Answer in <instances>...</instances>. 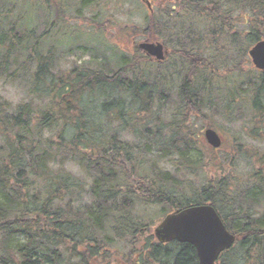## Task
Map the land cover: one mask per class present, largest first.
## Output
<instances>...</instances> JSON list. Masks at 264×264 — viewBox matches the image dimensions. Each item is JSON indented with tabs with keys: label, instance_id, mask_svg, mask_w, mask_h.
<instances>
[{
	"label": "trees",
	"instance_id": "16d2710c",
	"mask_svg": "<svg viewBox=\"0 0 264 264\" xmlns=\"http://www.w3.org/2000/svg\"><path fill=\"white\" fill-rule=\"evenodd\" d=\"M151 3L141 26L114 20L119 37L127 36L125 48L113 44L62 70L69 52L52 40L54 24L65 23L56 0H35L55 8L41 34L22 31L24 2L0 0V83L23 90L17 103L0 95V264H198L192 246L158 242L135 213L160 207L163 217L197 205L212 206L236 237L218 264H264V150L232 140L217 161L219 149L200 144L190 129V119H203L205 110L233 120L228 112L236 104L237 119L245 120L249 99V137L264 142V72L248 56L264 40V0ZM130 5L140 7L136 0ZM241 19L248 27L239 32ZM83 21L108 33L106 18ZM135 37L162 43L166 59L126 48ZM162 104L172 120L139 118L151 119ZM162 125L168 142L160 138ZM206 128L216 129L208 121ZM126 131L136 142L120 139ZM191 171L199 186L186 181Z\"/></svg>",
	"mask_w": 264,
	"mask_h": 264
},
{
	"label": "rangeland",
	"instance_id": "374dc122",
	"mask_svg": "<svg viewBox=\"0 0 264 264\" xmlns=\"http://www.w3.org/2000/svg\"><path fill=\"white\" fill-rule=\"evenodd\" d=\"M10 3L15 4L20 7L21 1L24 2V12L26 13L25 17V24L21 27L22 31L25 33L24 30H31L32 28H35L37 34H41L45 31L46 27L49 26L50 22L49 19L54 20L55 16V8L53 7L52 11L49 10L48 7H45L41 4L35 5V0H8ZM43 2V0H41ZM89 0H82V2L87 3ZM131 3V0H128ZM150 7L152 6L151 1ZM136 2L139 4L140 7H138L137 11H135L134 6H131L130 3L124 1V0H92L88 6H81L80 0H56V4L60 5L62 14L65 15V23L58 22L54 24V28L51 31V34L53 36V39L58 44V51L60 53L62 52H69L67 55L64 54V57H61V60L59 62V67L64 70L70 68L73 64H80L83 63L90 58L96 57L99 54H102L105 49L112 48L113 44H117L119 47L122 46L125 48V45L123 42H125V38L121 39L119 37V32L116 28V25H114V20H120V21H129L132 22V24L141 26L142 20L144 19L146 13L148 11L151 12V10H147L146 6L142 2V0H136ZM84 5V4H83ZM143 5V6H142ZM152 9V7H151ZM23 12V13H24ZM45 14L47 15V18L45 17ZM53 18V19H52ZM104 18H106L107 22L109 23L107 29L109 35L113 36V40L108 33L101 32L100 28L97 27V24L93 23H85L84 19H89L95 23L101 22ZM248 27V24L246 26L245 19H241L239 21V25L237 30L239 32H242V30H246ZM20 28V26L18 27ZM246 28V29H245ZM117 31V32H116ZM1 34V33H0ZM115 38V39H114ZM51 40V41H52ZM144 39L140 38H132L131 39V48L134 45H138L139 43L144 42ZM122 44V45H119ZM57 46V45H56ZM106 56H110L109 53H106ZM112 59V58H111ZM113 62L114 59H112ZM245 73L249 74L247 70ZM249 75L255 76V72L250 73ZM230 82L233 83L238 80L237 76L234 78L233 76L229 77ZM244 78V77H243ZM242 78V79H243ZM217 88H221L222 84L217 83L215 84ZM0 95L4 97L7 100H10L12 103H17L22 97H23V90L19 87V85L16 83L15 85H5L3 83H0ZM175 95V94H173ZM222 97L227 98L226 94H223ZM246 100V98H245ZM247 103V106L245 104ZM242 104V107L245 106L243 111L245 112L242 117L245 118L242 120H238L237 116L239 115L238 110V104L233 105L230 112H228L231 117L234 119L231 121L227 120V117L223 114V112L220 110L218 114H213V112L210 110L204 111V117L203 119H196L195 117H192L190 119V129L192 130V133L195 134V138L197 139L200 144L206 146L203 132L206 129V121L211 123L216 127L215 131L219 134V136L222 138V144L221 148L219 149V152L217 151L215 155L213 156L215 160L218 161L219 158H221L223 155L228 154V142H232V140H237V143L243 146H247L249 149H261L264 150V142L261 141H255L249 137L248 134V114L249 113V99H247V102ZM170 106L167 104L165 105H155L151 114V119H146V116L143 114L139 115V118L143 120L142 122H151L155 121L156 117L160 115L162 120L167 123L168 120H172L168 118L169 108ZM171 110V109H170ZM242 111V112H243ZM241 114V113H240ZM243 114V113H242ZM176 112L172 110L171 112V118H175ZM154 118V120H153ZM118 122L114 124L113 130L117 133L120 128L118 127ZM157 124V123H156ZM156 124L154 126H156ZM162 128V138L163 141L167 139V142L171 136V133L168 132V128L166 126H161ZM120 139L125 142L133 143L135 139L131 136L129 131L121 132ZM193 138V140H195ZM136 142V141H135ZM230 150V148H229ZM172 160H177V155L173 153L171 155ZM192 158L195 159V152H192ZM165 161V162H164ZM163 164L164 167L167 169H170V163L169 160H164ZM215 162L217 164L218 162ZM243 163L245 162H239L238 167H240V170H246L247 167H244ZM69 171L76 175L78 180H81L82 184H85L86 189H90V181L84 180L85 174L80 171L76 165L69 164L68 167ZM193 176H190L186 181L189 185H192L193 187L199 186L200 181H197L195 179V172L191 171ZM204 183V182H201ZM85 200H83L84 202ZM148 209V208H147ZM161 210L160 207H150L149 210H135V213L137 217L142 219V223L144 224H151L152 231L153 229L158 225V223L161 221L162 214L159 213Z\"/></svg>",
	"mask_w": 264,
	"mask_h": 264
},
{
	"label": "water",
	"instance_id": "95a60500",
	"mask_svg": "<svg viewBox=\"0 0 264 264\" xmlns=\"http://www.w3.org/2000/svg\"><path fill=\"white\" fill-rule=\"evenodd\" d=\"M142 2L150 9L149 1ZM138 49L159 62L167 54L161 43L142 42ZM248 55L254 68L264 72V41L257 42ZM204 139L213 149H218L222 143L220 136L212 129L204 131ZM154 236L161 243L175 241L189 244L195 249L198 264H217L219 256L236 241L210 205L191 206L167 215L154 229Z\"/></svg>",
	"mask_w": 264,
	"mask_h": 264
}]
</instances>
